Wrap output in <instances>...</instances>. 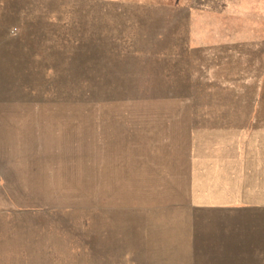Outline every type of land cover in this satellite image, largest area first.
Masks as SVG:
<instances>
[{
  "label": "rangeland",
  "instance_id": "obj_1",
  "mask_svg": "<svg viewBox=\"0 0 264 264\" xmlns=\"http://www.w3.org/2000/svg\"><path fill=\"white\" fill-rule=\"evenodd\" d=\"M253 108L264 0H0V264H264V178L192 179Z\"/></svg>",
  "mask_w": 264,
  "mask_h": 264
},
{
  "label": "crops",
  "instance_id": "obj_2",
  "mask_svg": "<svg viewBox=\"0 0 264 264\" xmlns=\"http://www.w3.org/2000/svg\"><path fill=\"white\" fill-rule=\"evenodd\" d=\"M242 118L236 120L238 129L228 135V139L215 137L194 142L192 149V179L195 187H203L199 181L221 179L219 174L237 179L245 189L262 188L264 178V109L253 108L237 111ZM260 175V176H259ZM259 176V177H256ZM257 179V180H256ZM248 180V181H246ZM252 181V182H251ZM247 188V189H246ZM244 205H256L255 200H242ZM239 201V202H242ZM261 204V203H260Z\"/></svg>",
  "mask_w": 264,
  "mask_h": 264
},
{
  "label": "bare ground",
  "instance_id": "obj_3",
  "mask_svg": "<svg viewBox=\"0 0 264 264\" xmlns=\"http://www.w3.org/2000/svg\"><path fill=\"white\" fill-rule=\"evenodd\" d=\"M62 167H64V166H62ZM62 167H61V168H62ZM57 177H59V176H57ZM67 178H68V177H67ZM55 180H56V179H55ZM58 181H59V180H58ZM58 181H57V182H58ZM52 182H54V181L52 180ZM54 186H56V184H55ZM64 187H65V185H64ZM62 189H63V188H62ZM22 193H23V192H22ZM22 193H21V194H22ZM62 193H63V192H62ZM65 193H66V192H65ZM65 193H64V194H65ZM67 193H68V192H67ZM62 197H63V196H62ZM62 197H61V198H62ZM63 198H65V195H64ZM39 199H40V198H39ZM59 201H60V200H59ZM56 228H57V227H56ZM148 237H149V236H148ZM149 241H150V240H149ZM154 241H155V240H154Z\"/></svg>",
  "mask_w": 264,
  "mask_h": 264
}]
</instances>
